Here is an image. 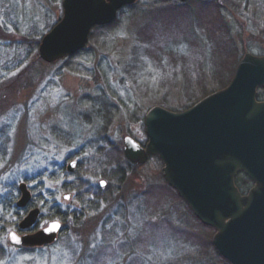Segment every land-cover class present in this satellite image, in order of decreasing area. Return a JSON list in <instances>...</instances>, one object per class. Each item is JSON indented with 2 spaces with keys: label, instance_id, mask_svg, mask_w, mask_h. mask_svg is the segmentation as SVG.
<instances>
[{
  "label": "rangeland",
  "instance_id": "rangeland-1",
  "mask_svg": "<svg viewBox=\"0 0 264 264\" xmlns=\"http://www.w3.org/2000/svg\"><path fill=\"white\" fill-rule=\"evenodd\" d=\"M61 1L0 0V264H127L144 255L146 246L160 259L149 260L146 254L144 264H230L205 243L214 230L201 226L185 201L172 193L159 158L137 165L123 155L113 164H97L107 162L109 151L113 156L117 149L122 152L126 136L147 142L144 115L152 106L178 112L190 104L187 77L195 88L198 83L188 68L206 74L220 55L209 42L198 47L186 35L187 24L198 29L206 20L199 19L202 13L210 14L198 6L209 0H190L187 5L189 0H137L119 10L111 24L94 27L81 51L45 62L38 46L61 19ZM211 2L219 10L216 48L226 49L220 72L233 74L244 53L264 55V0ZM161 10L169 11L171 20H158ZM162 21L169 29L157 28L160 36L186 37L173 48V53L185 54L184 59L161 57L160 46L144 39L143 26ZM205 34L201 28L196 32L198 40ZM206 84L207 90L216 86L210 79ZM258 92L264 100V88ZM71 159L77 165L68 173ZM82 181L83 191L87 186L92 192L99 187L103 196L108 191L109 202H89L92 194L76 198L68 188ZM21 182L31 198L36 194L40 201L47 199L29 233L58 220L50 218L51 213L79 212L85 203L79 226L62 222L65 237L60 239V234L54 243L39 248L9 242V232L17 231L26 213L15 205ZM108 221L119 232L108 235L114 238L102 250V226ZM145 221L151 226L145 227Z\"/></svg>",
  "mask_w": 264,
  "mask_h": 264
},
{
  "label": "water",
  "instance_id": "water-1",
  "mask_svg": "<svg viewBox=\"0 0 264 264\" xmlns=\"http://www.w3.org/2000/svg\"><path fill=\"white\" fill-rule=\"evenodd\" d=\"M136 1L62 0V17L42 37L39 57L54 62L81 51L94 27L111 24L119 10ZM263 88L264 55L246 52L227 87L182 111L152 106L144 115L147 142L123 140L124 156L132 164L160 159L165 183L201 224L214 230L211 242L230 264H264V100L258 97ZM73 166L72 161L67 167L73 171ZM240 173L252 181L245 193L235 182ZM18 190L16 204L24 208L31 192L24 182ZM39 212L30 209L18 227L34 226ZM60 228L61 222L52 220L34 232L10 231L9 242L39 248L55 242Z\"/></svg>",
  "mask_w": 264,
  "mask_h": 264
},
{
  "label": "trees",
  "instance_id": "trees-1",
  "mask_svg": "<svg viewBox=\"0 0 264 264\" xmlns=\"http://www.w3.org/2000/svg\"><path fill=\"white\" fill-rule=\"evenodd\" d=\"M187 3H190V0H189V2L187 1L184 5H187ZM214 4H216V3L214 2ZM214 4H213V2H211V0H209L208 2L202 3V5H198L199 8H201V10L207 11V12L210 13L208 16L205 17V16H202L204 14L201 12L202 15H201V17L199 19L200 20H202V19H206L207 20V21L206 20H202L201 26L198 27V29L201 28L203 30V33L204 34L206 32L205 36H202L201 39L198 40V36L196 35V32L198 33L197 26L194 27V30H192V29H190L191 26L188 27V24H187V33H186V35H190L192 37V40H193V41L191 40L192 42L198 44L199 45L198 47H201L203 42H209L210 48L213 51L216 50V52L220 53V55H218L216 59H212V60H215L216 63L213 64V67H214L213 69H211V68L210 69H207L206 68V74H205V72L199 73L198 70H196L194 68L193 69L192 68H188L189 71H190V73H191L192 70H194L193 73H192V76H194L195 80L197 81L198 87L195 88V86L192 83V81H193L192 78L187 77V85L185 87V90L186 91L192 90V92H191L192 94L188 98L189 99L188 102L190 104H188V106L185 107L186 109L188 107H190L191 105H193L194 103H196L201 98H203L204 96H207L208 94H210V93H212V92H214L216 90H219V89H222L224 87H227V84L229 83V81L231 80L232 75H233L232 74V71L230 72V74H227V75L220 72L221 69L223 70V68H224L223 67L224 62H223V59L221 57H224L225 56L224 51H226V49H221V51H219V49L216 48V46H219V43H218L219 38H218V36H220L219 33H218V31H217L219 25L215 24V22H217V18L219 16L218 15L219 14V10L217 8L218 6H216ZM212 5H214V6H212ZM190 11H193V10H190ZM161 12L164 13V14L163 15L161 14L158 17L159 18L158 20H164L167 17H170L168 20H171V16H168V14L170 13L169 11H166V10H163L162 11L161 10ZM154 15H156V14H154ZM164 24H166L165 21L156 22V23H153V24L151 22H148L147 24H145L143 26V28H142V30L144 31L145 36H146L144 39L147 40V41H149V44H151L152 46H157V47L160 46L158 53H159V55L161 57H162V54H163V56H166V57L169 56L171 58H177V60H181L182 58L184 59V56L183 55H185V54H176V53H173V52H175L174 49H175V47H177L176 46L177 43H175V42H179L178 40L185 39L186 37L185 38L184 37H181L178 40H172L173 38H170L171 36L172 37L174 36L172 34H166L165 37L164 36H160L159 33H158V31H157V28L160 27V28H163V29H169ZM169 27H171V26H169ZM148 33H149V35H148ZM177 33H178V31H177ZM207 34H209V35H207ZM162 38H164V39H162ZM213 38H215L216 40L213 41ZM156 49H158V48H156ZM165 52H167L168 55H165L164 54ZM236 59L237 58H235V60L233 61L232 65H231L232 66L231 70L234 67V64L236 62ZM182 61H184V60H182ZM202 65H204V64H202ZM199 67L201 69H203L201 65H199L198 68ZM206 79H207V81L210 79L212 83H215L216 84V86L213 87V88H211V89H209V90H207L208 88H206V85H207L206 84V82H207ZM200 91H202V94L199 95L198 93H200ZM258 97H259V99H261V97H262L261 92H258ZM103 149L104 148H102V150ZM108 153H109V155H108L109 157H108L107 162L106 161H100L97 164H106V165L113 164L114 162H118V159H122V157L124 155V154H122L123 151L121 152L119 149H117V151H116L117 155L114 154L115 156H113L112 151H109ZM128 164H129V162H128ZM119 178H120L119 179V181H120L121 180V175L119 176ZM235 181H236V185L238 186V188L242 192L246 191L244 188H248L250 186V184H251V180L245 174H243V173L238 174L236 176ZM73 182L75 183L76 180L73 181ZM83 185H84V181H82V183L81 182L80 183L78 182L77 183V187H69L68 190L73 191L75 193L76 198H78L79 200L80 199L85 200V197L87 198L89 194H92V195H89L90 196L89 202L91 200H92L91 202H93V201L100 202V203H101V201L102 202H109V198H108L109 197V192L108 191H106L105 195L103 196L101 193H99V190H100L99 187H97V188H94L93 187L95 191L92 192V191H89L88 186H87V188H85V190L83 191L82 190V187H81ZM170 189H171L172 193H174L176 195L177 198H179L180 200H182L178 196V194L172 188H170ZM32 199H33V201H32L33 203H30L29 206L36 207L37 205H39L40 207L39 206H37V207L40 208V211L43 208L46 207V204H47V199L46 198H44V199H42L40 201V199H36V194L35 195L33 194V198ZM36 201H39L41 203L40 204H37L38 202L36 203ZM80 204H81V202H80ZM81 205L82 206H81V209L79 210V212H75V210L74 211H71V212H65L64 211L63 213L57 211L56 213H54V212L51 213L50 216L51 215L52 216L50 218H52V217L57 218L61 223L62 222L64 224L65 223H68L69 226H71V227L79 226L80 220H81L80 217L84 214V213L81 214V212L82 211L85 212V209L84 208L86 207V206H84L85 203H82ZM186 207L191 212V210L189 209V207L187 206V204H186ZM25 211H26V209H23V210H21V213L22 212H25ZM21 213H19V216H18L19 218H21ZM141 213H142V211H141ZM191 214L193 215L194 218H196L192 212H191ZM170 215L168 216L169 218H170ZM172 216L173 215H171V218H172ZM196 220H198V219L196 218ZM198 223L201 225V223L199 222V220H198ZM109 224L110 223L108 221V222H105L104 223V226H102V227H104V230L102 231V241H103L102 243L103 244L100 246V248L102 250L103 249H107L105 245L110 244L111 243V240L114 238L113 237L111 239L108 235L109 234H113V235L116 236L118 234V232H119L117 229H114V226L109 225ZM144 225H145V227L151 226L148 221H145L144 222ZM121 226H122L123 230L125 228H127V225L124 223V221L121 222ZM201 226H204L205 228H207L203 224ZM66 227L67 226L64 225L61 228L62 229L61 232H60L61 235L59 234L60 237H61L60 239H62L63 237H65V236H63L65 234V233L63 234V232L65 231ZM208 228L211 229L210 227H208ZM145 237H146V235H145ZM205 243L208 246H210V247H212L214 249L213 244H211V241H209V242L207 241ZM153 250H154V248H153ZM153 250L150 249L149 246H146V250H145L144 255L147 254L146 256H148V258L149 257H152V260H158L159 261V259H160L159 256L160 255H158L157 253H155ZM101 251H99V252L100 253H103ZM216 254H217V256H219V254L217 252H216ZM144 255H142V256L140 255L139 257L136 258V260L133 259V260H131V263H127V264H135V262H138L139 264H144V259H145V256ZM219 257L221 258V256H219ZM90 258H92V256ZM150 259L151 258H149V260ZM92 262H93V264H96L94 262V260ZM163 262H164L163 264H169L165 260H163Z\"/></svg>",
  "mask_w": 264,
  "mask_h": 264
},
{
  "label": "bare ground",
  "instance_id": "bare-ground-1",
  "mask_svg": "<svg viewBox=\"0 0 264 264\" xmlns=\"http://www.w3.org/2000/svg\"><path fill=\"white\" fill-rule=\"evenodd\" d=\"M40 45V44H39ZM38 49H39V46H38ZM18 190V189H17ZM19 191V190H18ZM32 196V195H31ZM19 197H20V191H19V196H18V198H17V200H16V202H15V205H16V207L17 208H19L18 206H17V201H18V199H19ZM32 199V198H31ZM32 200H30L28 203H27V205L24 207V208H20V209H26V213H25V215L30 211V209H33V208H36V207H31V206H29L30 205V202H31ZM37 208H39V207H37ZM39 210H40V208H39ZM40 213H41V211L39 212V215H40ZM39 215H38V217H39ZM24 217V216H23ZM23 219V218H22ZM38 219V218H37ZM52 221V220H51ZM36 222H37V220H36ZM49 223V222H48ZM18 224H19V222H18ZM18 224H17V227H16V229H18V230H22V229H20L19 227H18ZM35 225V224H34ZM33 227V226H32ZM32 227H30V228H32ZM61 229V228H60ZM26 230V229H25ZM62 230V229H61ZM61 230H60V232H61ZM12 231H14V230H12ZM60 232H59V234H60ZM59 234H58V236H57V238L59 237ZM54 243V242H53ZM50 245V244H49ZM43 246H46V245H43ZM41 247V246H40ZM33 248H35V247H33Z\"/></svg>",
  "mask_w": 264,
  "mask_h": 264
},
{
  "label": "flooded vegetation",
  "instance_id": "flooded-vegetation-1",
  "mask_svg": "<svg viewBox=\"0 0 264 264\" xmlns=\"http://www.w3.org/2000/svg\"><path fill=\"white\" fill-rule=\"evenodd\" d=\"M72 161L74 162V166H73V167H74V170H73V171H72V170H69L68 167H67V166L70 164V162H72ZM76 165H77V162H76L74 159H71V160L67 163V165H66L67 172H68V173H73V172L75 171V167H76ZM30 229H31V228H30ZM27 230H29V229H26V230H18V229H17V231H15V230H14V231L17 232L19 235H22V234H24V233H27V232H28ZM28 233H29V232H28Z\"/></svg>",
  "mask_w": 264,
  "mask_h": 264
},
{
  "label": "snow or ice",
  "instance_id": "snow-or-ice-1",
  "mask_svg": "<svg viewBox=\"0 0 264 264\" xmlns=\"http://www.w3.org/2000/svg\"><path fill=\"white\" fill-rule=\"evenodd\" d=\"M101 184H103V181H101ZM57 227V225L53 224L52 225V229H55ZM13 240H16L17 238L15 236L12 237Z\"/></svg>",
  "mask_w": 264,
  "mask_h": 264
}]
</instances>
